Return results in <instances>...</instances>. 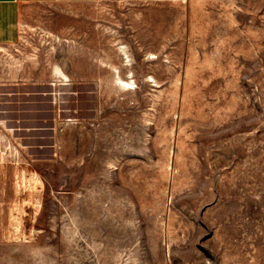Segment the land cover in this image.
Wrapping results in <instances>:
<instances>
[{
  "label": "rangeland",
  "instance_id": "374dc122",
  "mask_svg": "<svg viewBox=\"0 0 264 264\" xmlns=\"http://www.w3.org/2000/svg\"><path fill=\"white\" fill-rule=\"evenodd\" d=\"M0 44V264H264V0L22 7Z\"/></svg>",
  "mask_w": 264,
  "mask_h": 264
},
{
  "label": "crops",
  "instance_id": "0c3cea01",
  "mask_svg": "<svg viewBox=\"0 0 264 264\" xmlns=\"http://www.w3.org/2000/svg\"><path fill=\"white\" fill-rule=\"evenodd\" d=\"M86 0H0V44L10 45L19 39L20 13L23 6L36 3H60Z\"/></svg>",
  "mask_w": 264,
  "mask_h": 264
}]
</instances>
